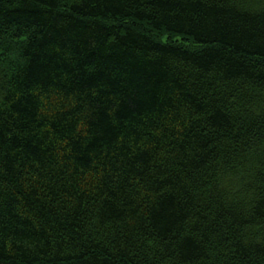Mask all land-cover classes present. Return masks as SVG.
Wrapping results in <instances>:
<instances>
[{
    "label": "trees",
    "instance_id": "16d2710c",
    "mask_svg": "<svg viewBox=\"0 0 264 264\" xmlns=\"http://www.w3.org/2000/svg\"><path fill=\"white\" fill-rule=\"evenodd\" d=\"M0 264H264V0H0Z\"/></svg>",
    "mask_w": 264,
    "mask_h": 264
}]
</instances>
